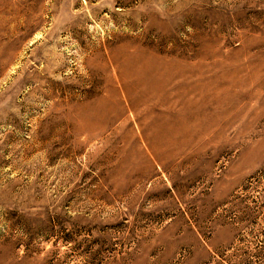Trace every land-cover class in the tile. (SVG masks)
<instances>
[{
	"label": "rangeland",
	"instance_id": "obj_1",
	"mask_svg": "<svg viewBox=\"0 0 264 264\" xmlns=\"http://www.w3.org/2000/svg\"><path fill=\"white\" fill-rule=\"evenodd\" d=\"M0 264H264V0H0Z\"/></svg>",
	"mask_w": 264,
	"mask_h": 264
},
{
	"label": "bare ground",
	"instance_id": "obj_2",
	"mask_svg": "<svg viewBox=\"0 0 264 264\" xmlns=\"http://www.w3.org/2000/svg\"><path fill=\"white\" fill-rule=\"evenodd\" d=\"M152 55V54H151ZM134 64V63H133ZM131 65V64H130ZM150 64H145V63H143V64H140V65H136L134 68H133V74L135 75V76H137V77H140V78H143L142 76H143V74H145L146 73V71L147 70H149L150 69V66H149ZM176 65V64H175ZM178 69V68H177ZM160 74V73H159ZM134 77V76H133ZM136 78V77H135ZM134 80V79H133ZM137 80H138V78H137ZM135 84H136V82H135ZM135 86V85H134ZM151 90V89H150ZM128 95V94H127ZM153 96V95H152ZM94 116V115H93ZM182 124V123H181ZM183 126V125H182ZM172 134V133H171ZM175 134V133H174Z\"/></svg>",
	"mask_w": 264,
	"mask_h": 264
}]
</instances>
